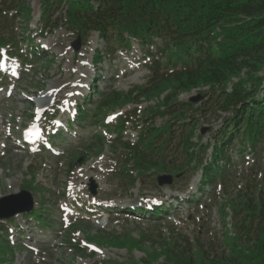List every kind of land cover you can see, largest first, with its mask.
<instances>
[{
  "label": "rangeland",
  "instance_id": "374dc122",
  "mask_svg": "<svg viewBox=\"0 0 264 264\" xmlns=\"http://www.w3.org/2000/svg\"><path fill=\"white\" fill-rule=\"evenodd\" d=\"M59 1L56 0V3H53L51 11L53 18L60 19L64 16L65 7L62 4H57ZM24 6L25 9L28 8L31 11L30 18L21 17L17 20V26L14 27L19 39L23 40L20 47L22 51L30 52L31 38L34 44L41 46L36 51L41 54V59L45 58L46 60L38 61L31 71L22 75L15 89L9 88L7 91L5 85L0 88V198L17 195L20 191L25 190L32 199V205L35 208H45L44 214L48 215L51 222L56 225L54 230L40 228L33 220L22 216L23 214L13 217L12 223L5 222L4 226L13 230V232H9L15 247L11 264H98L108 259L119 262L125 260L128 263L133 261L134 264H174L172 258L175 256H172L168 262H165L161 255L155 257V253H163L168 246L174 248L171 253L177 254V259H182L184 263L203 264L201 258L198 257V246L192 245V240L189 239L188 244L171 233L175 221L179 224L177 227L181 228V233L184 236L192 235L193 232L198 231L203 234V239L207 243L209 240H215L214 250L217 251L218 258H232L231 250L234 241L242 248L250 246L247 236L244 235V226L253 220L255 222L253 228H255L264 215L261 207V205L264 206L263 182L257 188L260 195L259 193L245 195L247 186H242L241 177L232 178L233 184H239L229 190L231 208L229 207L230 210L225 209L226 204H224L225 211H222V214L227 219L222 223L217 212L221 202L220 198L217 200L213 199L211 195H204L201 199L203 205L199 208L184 202L188 195L198 197L196 188L198 189L200 179V173H196V165L190 163L184 146L187 147V136L191 137V143L194 146L191 150L199 153L198 158H202L203 164L209 162L211 149L216 142L215 133L224 119L229 116L223 109L219 90L224 89L226 92H230L232 85L239 80L247 82L249 76L257 73L255 68L257 64L253 61L246 63L247 61L238 60L231 73L232 77L224 84L210 85L200 80H194L188 88H184L176 83L168 82L160 85L156 90L138 94L134 88L148 81L150 66L149 61L142 59L144 52L138 45L133 43L131 51L126 53H115L114 61L106 60L98 67L100 72L95 75L97 71L95 72L92 66V57L97 48H104L97 33L93 32L85 45L80 47L78 52H74L71 45L78 32L67 27L63 21L60 23L58 21V27L53 30L46 28L40 36L37 34L41 26L40 15L44 8V0H26ZM162 61L164 62V59ZM249 64H252L250 69L246 67L250 66ZM256 75L264 77V66ZM95 80L96 82L91 86L90 84ZM65 85L66 87L69 85L71 88H63ZM96 86L100 92L108 94L106 95L108 97L103 98L101 105L102 108L107 109V113L113 108H115L112 110L113 112H119L133 107L149 114L166 111L168 114L162 117L157 116L153 120L156 125L155 129H159V126L163 124H166L165 126L172 124L173 116L180 114L178 121L184 123L185 128L183 131L178 129L177 125L171 128L172 133L175 134L168 149L174 153L166 156L164 161L161 159L163 164L168 161V166L171 168L142 160L139 163L148 165L149 174L141 178L137 177V180L133 182L126 179L121 180L117 167L108 166H114L108 158L114 148L106 145L104 150L103 147L98 149V144L94 139L88 141V133L83 132L84 126H82L83 128L74 126V130L62 131L57 136L61 138L62 142L58 144L57 141H54L55 151L59 150L61 154L64 153L58 158L52 155L55 153L54 151L42 150L41 153L30 154L16 147L19 144V125L21 123L25 125L30 121L35 109L38 108L39 99L43 95L46 96V91L53 90V96L50 100L47 97V101L43 103L45 104V109H42L44 114L57 106L59 117L64 119L72 114L75 103L80 104L83 99L88 101L84 106L86 111L90 113L96 111L94 105L100 98L92 91V88ZM11 92L13 94L9 97ZM197 95L201 97L200 102L189 103V99ZM56 96H58L57 99ZM112 96L115 97V101H112ZM165 104H169L170 107ZM113 116L115 115H112L111 119ZM103 120L104 117H99L93 119V122L88 121L87 126L90 128L88 132L93 138L104 129L102 127ZM8 121H12L11 135L13 138H7L5 132ZM188 131L190 132L187 135ZM125 134L127 140L136 141L134 131L126 130ZM72 136H76V138H72ZM85 141H88L87 145L83 146V149L79 148L80 144ZM198 146H200L201 152L198 151ZM85 147H87V151H84ZM71 152L87 153L81 160L74 161L70 159ZM240 165L238 164L236 168L238 172H241ZM128 166L133 169L131 167L133 164ZM183 166L186 167L184 171L178 173L177 176L171 175V181L173 179L174 181L169 185L158 186L156 184L155 179L158 174H174V172H179ZM260 166L255 168L257 172L260 170ZM262 167L264 169V156ZM145 168L141 167L140 169L146 171ZM90 178L98 186L94 196H91L88 191ZM31 185L35 188L34 190ZM249 198L255 199V202L259 201V206L255 203L250 211L246 210V205L244 206ZM175 199L178 200L177 203H173ZM20 201L21 199L11 200L9 198L1 201V204L6 206L4 212H10L12 209L20 207ZM155 201L156 204H154ZM83 203L89 207L101 208L104 213L102 216L91 217L81 209ZM140 203L141 205L146 204V206L161 204L159 207L167 208V214L164 215L167 220L159 223L150 220L149 215L142 218L127 214L126 211L121 212L120 217H115L116 210H125ZM106 208H108V212L104 211ZM169 208L170 210H168ZM251 216L254 218L252 219ZM69 217L74 222H80L82 218L90 221L87 228L81 229L83 234L81 231L60 232V229L64 230L61 223L63 220H68ZM61 218H63L62 221ZM96 229L103 230L105 234L124 235L116 238L117 240L106 236L104 238L107 240L110 238V241L100 242L102 236H99L100 233H96ZM225 232L227 237L224 236ZM1 235L5 236L4 233ZM229 238L232 240L229 241ZM81 239H91L89 243L99 239L98 253H95L94 256L86 255L82 258H75V251L71 250L74 248L67 243V240L73 244L75 240ZM185 239L186 237H184ZM18 244L24 247L31 245L36 248H34L35 251L28 253L27 248H18ZM41 245L45 246V250L39 252L45 256L44 259L40 254L35 253ZM2 260L3 254L0 252V263ZM210 263L211 259H208L204 264ZM214 264L217 262L214 261Z\"/></svg>",
  "mask_w": 264,
  "mask_h": 264
},
{
  "label": "trees",
  "instance_id": "16d2710c",
  "mask_svg": "<svg viewBox=\"0 0 264 264\" xmlns=\"http://www.w3.org/2000/svg\"><path fill=\"white\" fill-rule=\"evenodd\" d=\"M51 1L46 6H50ZM25 3L24 0H0L1 31L8 29V21L14 22L19 16L29 18L30 10L25 9ZM66 4V25L84 38L91 31H97L106 47L112 44L129 47L125 35L144 46L152 43L155 37L161 40L167 50L176 47V53L169 59L171 72L160 85L172 82L188 88L194 80L220 85L232 77L238 60L246 63L253 61L257 64V67L253 66L257 73L264 66V0H67ZM11 11L15 14L10 15ZM9 33L7 36L0 33V43L6 45L16 39L13 30H9ZM217 38L219 42L215 41ZM99 56H102L100 51L97 52L96 61H99ZM249 65L246 67L250 69L252 64ZM257 73L249 76L247 82L239 80L233 84L230 92L219 90L223 109L229 116L215 134L214 158L222 157L224 151L235 143H239L243 151H262L264 78L257 76ZM159 87L156 84L151 90ZM115 100L113 98L112 101ZM165 106L170 107L169 104ZM166 114V111L162 112V116ZM153 115H161V112ZM179 117L180 114L174 115L172 124L158 130L167 139L160 144L162 155L166 144H172L175 133H172L171 128L181 125L179 127L183 130L184 124H177ZM191 139L187 136L185 153L191 148ZM204 171L205 176L209 177L214 170L208 166ZM257 187L256 182L248 185L245 195L259 193ZM255 203L259 206V201L249 198L244 206L250 211ZM226 205L230 207L229 201ZM261 207L264 211V206ZM254 223L252 220L244 226V235L250 246L243 249L234 241L232 258L228 259L218 258L216 253L207 252L203 246L198 247V257L202 263L211 259L210 264H214V261L217 264H264V215L255 228ZM173 249L168 246L165 252L155 253V257L161 255L168 262L175 256L172 258L174 264H188L177 259V254L171 253Z\"/></svg>",
  "mask_w": 264,
  "mask_h": 264
},
{
  "label": "water",
  "instance_id": "95a60500",
  "mask_svg": "<svg viewBox=\"0 0 264 264\" xmlns=\"http://www.w3.org/2000/svg\"><path fill=\"white\" fill-rule=\"evenodd\" d=\"M74 49H75V50H78V49H79V43H76V44L74 45ZM198 99H199V97H197V98H193V99H190V101L195 103V102H197ZM159 181H161V180L159 179ZM160 183H162V182H160ZM17 198H23V199H25V200L27 201V203L24 201L26 205H25V206H22V207H18V208H16V209H13V210L10 211L9 213L5 214V213H2V211H1V209H2V204H1V202H0V219H1V218H8V217L13 216V215L16 214V213L25 212V211H29V210H30V208H31V203H30V200L28 199V196H27L26 193H21V195L18 196Z\"/></svg>",
  "mask_w": 264,
  "mask_h": 264
},
{
  "label": "bare ground",
  "instance_id": "6f19581e",
  "mask_svg": "<svg viewBox=\"0 0 264 264\" xmlns=\"http://www.w3.org/2000/svg\"><path fill=\"white\" fill-rule=\"evenodd\" d=\"M47 98V97H46ZM46 98H40V108L42 107V106H44L45 104H43L45 101H47V99Z\"/></svg>",
  "mask_w": 264,
  "mask_h": 264
}]
</instances>
